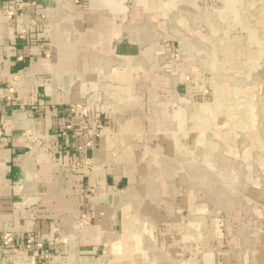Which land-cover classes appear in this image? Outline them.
<instances>
[{"label": "rangeland", "instance_id": "rangeland-1", "mask_svg": "<svg viewBox=\"0 0 264 264\" xmlns=\"http://www.w3.org/2000/svg\"><path fill=\"white\" fill-rule=\"evenodd\" d=\"M164 19L154 41L174 43L172 70L157 59L156 80L126 94L120 83H78L107 92L102 104L131 138L112 158L139 160L123 164L133 177L118 197L134 221L135 238L120 241L132 256L114 262L106 245L100 262L264 264V0L177 1ZM75 220V231L88 222ZM56 230L60 240L72 233Z\"/></svg>", "mask_w": 264, "mask_h": 264}, {"label": "crops", "instance_id": "crops-1", "mask_svg": "<svg viewBox=\"0 0 264 264\" xmlns=\"http://www.w3.org/2000/svg\"><path fill=\"white\" fill-rule=\"evenodd\" d=\"M177 1L190 0H0V236L14 235L13 248L0 245V264H101L106 245L114 262L132 256L120 241L135 238L134 221L118 197L133 177L123 164L133 168L139 160L125 151L112 158L131 138L119 134L115 108L102 104L107 92L83 93L78 83H120L126 94L131 82L156 80L157 59L160 69L172 70L174 43L167 35L155 42L154 26L165 24ZM71 26L75 41L65 31ZM11 76L27 113L6 99ZM177 90L181 95L184 85ZM80 97L103 123L98 137L67 111ZM31 118L44 125L39 145L26 137ZM65 125L72 129L58 136ZM90 157L102 164L92 170L80 164ZM76 216L88 219L77 231ZM59 226L72 233L60 240ZM29 235L40 248L25 249Z\"/></svg>", "mask_w": 264, "mask_h": 264}, {"label": "built area", "instance_id": "built-area-1", "mask_svg": "<svg viewBox=\"0 0 264 264\" xmlns=\"http://www.w3.org/2000/svg\"><path fill=\"white\" fill-rule=\"evenodd\" d=\"M2 9V8H0ZM22 34L18 35V37H21ZM17 85V77L11 76L8 80V95L6 96V99L9 101L16 102V105L20 111L23 113H27V111L24 109V107L20 104H18L16 96H15V90ZM67 111L76 117L78 120L83 121L87 128L91 130L92 135L98 137L103 129V123L99 119H94L91 113L89 112L88 105H86L84 102H78L68 105ZM44 125L38 120L31 118L29 129L26 132V137L30 143H33V145L40 144L41 140V133L43 131ZM72 129L71 125H65V128L63 131H60L57 133L58 136H62L65 134L66 130ZM73 135H76L77 132L72 130ZM31 150V148H30ZM81 165L89 168V169H95L99 167L102 162L95 157L90 158H84L80 162ZM83 219L85 217L82 216ZM0 245L3 248H13L14 245V235L10 231H5L0 236ZM25 247L26 249H31L34 247L39 248L40 244L35 240L34 236L29 235L25 239ZM16 250V249H15ZM17 262H12L11 264H16Z\"/></svg>", "mask_w": 264, "mask_h": 264}]
</instances>
